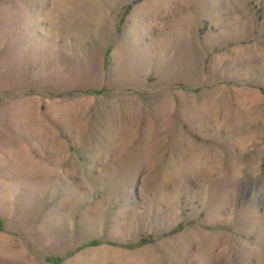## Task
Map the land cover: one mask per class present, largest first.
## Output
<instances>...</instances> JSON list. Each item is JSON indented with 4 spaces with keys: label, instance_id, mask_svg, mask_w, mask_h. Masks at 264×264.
Returning <instances> with one entry per match:
<instances>
[{
    "label": "rangeland",
    "instance_id": "rangeland-1",
    "mask_svg": "<svg viewBox=\"0 0 264 264\" xmlns=\"http://www.w3.org/2000/svg\"><path fill=\"white\" fill-rule=\"evenodd\" d=\"M0 264H264V0H0Z\"/></svg>",
    "mask_w": 264,
    "mask_h": 264
},
{
    "label": "bare ground",
    "instance_id": "bare-ground-1",
    "mask_svg": "<svg viewBox=\"0 0 264 264\" xmlns=\"http://www.w3.org/2000/svg\"><path fill=\"white\" fill-rule=\"evenodd\" d=\"M174 29H175V27H174ZM174 29H172L171 33H169V34H166L163 36L160 35L161 36L159 39L160 44H167L168 47L175 44V33H174L175 31L173 32ZM192 233L194 234V237H196L195 242H199L200 250L197 253V255L199 256V258L201 260H206V261H210V262L214 263L217 260L223 259L224 253H225L224 250L220 249L219 252H221V253H218V254H215V252H214V248L217 246L218 240H219L215 234H209L208 232L205 233V232H202L199 230H195V231L192 230ZM221 254L223 256H221Z\"/></svg>",
    "mask_w": 264,
    "mask_h": 264
}]
</instances>
